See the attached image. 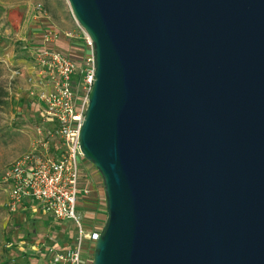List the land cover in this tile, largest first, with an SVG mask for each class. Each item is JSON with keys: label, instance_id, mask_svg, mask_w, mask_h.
Segmentation results:
<instances>
[{"label": "water", "instance_id": "95a60500", "mask_svg": "<svg viewBox=\"0 0 264 264\" xmlns=\"http://www.w3.org/2000/svg\"><path fill=\"white\" fill-rule=\"evenodd\" d=\"M67 2L97 62L93 263L264 264V0Z\"/></svg>", "mask_w": 264, "mask_h": 264}, {"label": "rangeland", "instance_id": "374dc122", "mask_svg": "<svg viewBox=\"0 0 264 264\" xmlns=\"http://www.w3.org/2000/svg\"><path fill=\"white\" fill-rule=\"evenodd\" d=\"M38 12L51 18V23L42 21L40 26L43 39L51 30L64 37L69 30L78 28L67 0H0V264L8 260L12 264H56L54 252L77 245L80 237L75 222L55 219L36 201L29 200L20 212L12 213L7 207L8 187L1 179L44 135L58 144L52 123L45 121L30 83L27 80L22 84L18 79L24 65L35 68V52L43 43V39L40 44L34 43V37H27L28 32L23 31L25 25L28 31L34 25ZM79 39H61L54 47L82 62L88 54L86 47L75 56L67 49L76 43L85 46L81 35ZM78 161V214L83 229L86 233L103 232L109 218L104 179L92 161L81 155ZM82 247V264H94L95 247L88 240Z\"/></svg>", "mask_w": 264, "mask_h": 264}, {"label": "built area", "instance_id": "2783aa9c", "mask_svg": "<svg viewBox=\"0 0 264 264\" xmlns=\"http://www.w3.org/2000/svg\"><path fill=\"white\" fill-rule=\"evenodd\" d=\"M77 26V32H68L64 37L51 30L34 56L39 80H32L37 84L33 95L42 105L45 121L52 123L58 144L44 135L1 176L8 187L7 207L12 213L33 200L55 219L73 221L80 228L77 245L54 252L56 264H82L84 240L95 247L102 234L99 230L86 233L78 214L81 129L96 81L97 62L93 41ZM80 35L88 49L82 62L55 49L61 39Z\"/></svg>", "mask_w": 264, "mask_h": 264}, {"label": "crops", "instance_id": "0c3cea01", "mask_svg": "<svg viewBox=\"0 0 264 264\" xmlns=\"http://www.w3.org/2000/svg\"><path fill=\"white\" fill-rule=\"evenodd\" d=\"M34 20H35L34 21V25L29 29V31H28V26L27 25H25V27H24L26 30L23 28V31H25V32L27 31L28 32L27 37H34V39H33L34 43L40 44L42 39H43V33H44L43 30H42V27H40L43 24L42 21H44L47 24H49V23H51V18H50V16L43 17L41 15V13L38 12V14L34 17ZM76 30H77V28L69 30V32H75ZM73 40H80V39L78 37V38L71 39L70 41H73ZM65 44H68V43L66 42ZM84 47L85 46H82L79 43H76V44H72V46H70V47L68 45L67 49L69 50V52L71 53L72 56H75L76 54H81V52L84 50ZM18 79H19V81H21L22 84H24V81L28 80V82L30 83L29 87H30V89H32V93H33L34 92L33 88L36 87L37 84L32 82V80L33 81L39 80V76H38L37 71L35 70V68H31V67L27 68L24 65V70L21 71V75L18 76ZM35 99L37 100V97H35ZM18 212H20V210ZM66 248H68V247H66Z\"/></svg>", "mask_w": 264, "mask_h": 264}, {"label": "trees", "instance_id": "16d2710c", "mask_svg": "<svg viewBox=\"0 0 264 264\" xmlns=\"http://www.w3.org/2000/svg\"><path fill=\"white\" fill-rule=\"evenodd\" d=\"M1 264H12L10 260L2 262Z\"/></svg>", "mask_w": 264, "mask_h": 264}]
</instances>
